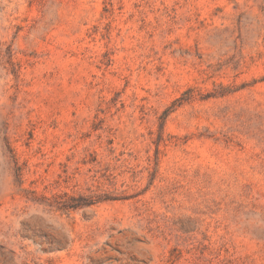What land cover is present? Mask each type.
<instances>
[{
    "label": "rangeland",
    "instance_id": "1",
    "mask_svg": "<svg viewBox=\"0 0 264 264\" xmlns=\"http://www.w3.org/2000/svg\"><path fill=\"white\" fill-rule=\"evenodd\" d=\"M0 264H264V0H0Z\"/></svg>",
    "mask_w": 264,
    "mask_h": 264
}]
</instances>
